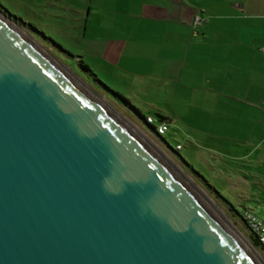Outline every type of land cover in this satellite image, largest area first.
Instances as JSON below:
<instances>
[{
    "label": "water",
    "instance_id": "95a60500",
    "mask_svg": "<svg viewBox=\"0 0 264 264\" xmlns=\"http://www.w3.org/2000/svg\"><path fill=\"white\" fill-rule=\"evenodd\" d=\"M0 264H264L139 126L0 8Z\"/></svg>",
    "mask_w": 264,
    "mask_h": 264
},
{
    "label": "crops",
    "instance_id": "0c3cea01",
    "mask_svg": "<svg viewBox=\"0 0 264 264\" xmlns=\"http://www.w3.org/2000/svg\"><path fill=\"white\" fill-rule=\"evenodd\" d=\"M96 1L94 50L133 96L171 99L156 106L167 118L179 114L177 98L211 125H264V0ZM258 145L242 154L212 151L248 159Z\"/></svg>",
    "mask_w": 264,
    "mask_h": 264
},
{
    "label": "rangeland",
    "instance_id": "374dc122",
    "mask_svg": "<svg viewBox=\"0 0 264 264\" xmlns=\"http://www.w3.org/2000/svg\"><path fill=\"white\" fill-rule=\"evenodd\" d=\"M0 4L4 12L13 15L15 22L62 65L142 128L170 155L236 225L264 261V249L262 246L256 248L252 244V232L237 212H243L246 207L264 219V125H219L220 120L211 125L208 115L188 113L187 107L182 108L179 105L183 100L176 98L173 103L180 112L167 115L171 121L162 139L139 116L120 104L110 91L119 92L129 98L145 117L156 115L158 104L167 106L171 102V99L157 97L155 94L148 97L133 96L128 83L117 77L106 61L97 55L92 41L93 7L97 4L96 0H0ZM90 7L91 12L88 14ZM87 18L89 30L85 35ZM83 64L92 72L84 68ZM257 142L259 145L256 148L259 150L254 157L248 159L227 158L212 151L229 150L232 147L233 154H242L255 149ZM178 143L182 144V149L176 155L171 149H176ZM257 155L260 157L258 161ZM182 158L202 177L195 176ZM237 170L244 173H238ZM209 185L215 187L221 197L217 193L212 194Z\"/></svg>",
    "mask_w": 264,
    "mask_h": 264
},
{
    "label": "trees",
    "instance_id": "16d2710c",
    "mask_svg": "<svg viewBox=\"0 0 264 264\" xmlns=\"http://www.w3.org/2000/svg\"><path fill=\"white\" fill-rule=\"evenodd\" d=\"M0 8L1 9H3L4 10V8H3V6L0 4ZM6 13V12H5ZM7 14V13H6ZM8 15V14H7ZM9 17H11L12 19H15L14 18V16L13 15H8ZM16 20V19H15ZM83 67L84 68H86L87 70H89V71H91V69L87 66V65H85V64H83ZM92 72V71H91ZM111 92H113L114 93V95H115V97L117 98V100L119 101V103L120 104H122L124 107H126L127 109H129V110H131L133 113H135L137 116H139L152 130H153V132L158 136V137H160V138H162V135L163 134H161V133H159L158 132V130H157V127H158V124L159 123H169V118H167V117H165L164 115H162V114H160V113H157L156 115H148L147 117H145L143 114H141V112L139 111V109L132 103V101L129 99V98H126L125 96H123L121 93H119V92H116V91H113V90H110ZM149 116H153L155 119H154V122H150V121H148V117ZM156 123H158V124H156ZM169 127V126H168ZM165 134V133H164ZM163 139V138H162ZM181 150V149H180ZM180 150H178L177 149V147H176V149H174V148H172L171 149V151L174 153V154H176V155H178V153H179V151ZM183 159V158H182ZM183 161V163L185 164V165H188L189 167H190V171L192 172V173H194V175L195 176H200V177H202L200 174H199V172H197L194 168H192V165H190V164H188L184 159L182 160ZM183 164V165H184ZM209 187H210V190L212 191V194H214V193H217L219 196H220V193H219V191H217L216 189H215V187H213V186H211V185H209ZM221 197V196H220ZM232 210L234 209V208H231ZM237 211V210H236ZM238 213H239V215H240V217H241V219H242V221L244 222V224L246 225V227L252 232V235H251V242H252V244L256 247V248H258L259 246H262V248L264 249V245L260 242V240H259V237H258V235H257V233L256 232H254L251 228H250V226L248 225V223H247V219L245 218V212H251V213H253V211H251L250 209H248V208H244V211L243 212H239V211H237Z\"/></svg>",
    "mask_w": 264,
    "mask_h": 264
},
{
    "label": "built area",
    "instance_id": "2783aa9c",
    "mask_svg": "<svg viewBox=\"0 0 264 264\" xmlns=\"http://www.w3.org/2000/svg\"><path fill=\"white\" fill-rule=\"evenodd\" d=\"M201 18L200 16H197L195 18V23L198 24L200 22ZM264 51V47L262 48ZM154 117L149 116L148 121L154 122ZM169 129L167 123H159L157 130L159 133L164 134ZM177 149L180 150L182 148L181 144H178ZM245 218L247 219V223L250 226V228L257 233L260 242L264 245V219L260 218L254 213L251 212H245Z\"/></svg>",
    "mask_w": 264,
    "mask_h": 264
}]
</instances>
